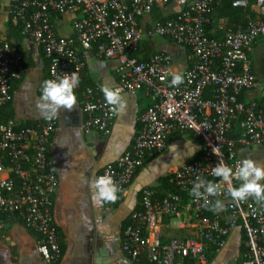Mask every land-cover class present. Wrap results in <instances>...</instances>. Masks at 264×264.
<instances>
[{"label": "built area", "instance_id": "1", "mask_svg": "<svg viewBox=\"0 0 264 264\" xmlns=\"http://www.w3.org/2000/svg\"><path fill=\"white\" fill-rule=\"evenodd\" d=\"M171 0H10L8 15L20 20L22 33L42 49L48 61V78L77 71L80 104L85 113L82 128L107 134L116 117L101 95L100 87L81 86L84 50L96 44L95 56L116 62L118 87L136 94L146 90L151 102L137 116L132 145L100 175L108 173L122 194L147 155L160 153L175 133L191 132L201 140V154L168 175L175 190L155 198L150 187L141 192L139 208L132 211L122 233L121 249L131 261L143 258L154 264H178L191 260L207 264L208 252L218 253L233 228L244 232L245 250L229 264H264V203L248 199L233 202L228 185L211 175L219 160L233 167L239 163L237 147H264V92L250 101L239 98L255 86L249 49L264 37V0H255L257 18L246 25L226 28L223 18L212 27L214 0H188L175 15L142 28L141 19ZM249 0H233L246 8ZM1 12V8H0ZM70 12L72 34L60 36L51 15ZM224 31L222 37L217 33ZM145 37L164 38L190 51L189 66L173 71L171 54L158 51L146 60L135 55ZM24 55L14 43L0 41V105L10 99L12 81L25 72ZM184 74V82L170 87L172 76ZM56 120L21 126L13 120L0 123V213H7L39 235L42 260L57 263L62 255L52 219L56 175L47 157ZM215 148L216 155L213 153ZM221 184V194L209 197L225 203L229 220L213 215L203 199L189 195L196 177ZM233 178L232 185L239 186ZM118 194V195H119ZM183 195L187 198L184 199ZM109 209V207H106ZM176 220L178 229L193 233L169 238L152 231L163 218ZM7 221L0 218V233Z\"/></svg>", "mask_w": 264, "mask_h": 264}, {"label": "crops", "instance_id": "2", "mask_svg": "<svg viewBox=\"0 0 264 264\" xmlns=\"http://www.w3.org/2000/svg\"><path fill=\"white\" fill-rule=\"evenodd\" d=\"M171 1L170 4L155 8L150 15L142 18L141 27H148L160 18L181 11L188 0ZM9 5L10 0H0V41H6L8 38ZM244 11V17H258L254 2L249 3ZM72 17V13L65 12L54 21L60 36L72 34ZM221 18L226 28L235 29L239 26L233 27V23L219 16L214 9L212 27H217ZM154 39L158 50L165 51L172 57H177L178 53L185 55L181 66L173 62V71H183L189 66L188 49L164 38ZM10 42L18 46L23 53L25 72L20 79L12 81L10 99L2 104L7 108H3L0 118L10 115L9 120L21 126L42 123L45 119L38 113L35 102L41 94V82L48 78L47 60L40 46L24 33L10 39ZM249 55L255 86L245 92L246 101L260 98L264 92V37L254 40ZM83 56L86 62L84 79L97 84L100 89L103 86L118 87L114 60L98 58L93 49L84 50ZM75 93L76 108L70 112L62 109L55 118L57 129L51 136L47 149V157L57 179L53 192L52 219L62 250L60 260L53 264H134L121 249V234L124 221L132 211L139 208L142 189L150 187L158 194L159 179L168 177L177 168L196 159L202 152L203 144L191 132L173 134L167 141V147L149 158L133 176L120 199L114 203L97 206L93 203V192L88 182L100 175L105 166L113 164L130 148L138 129L137 116L150 104L151 96L146 90L134 95L122 91L128 101V107L123 114H116L109 132L105 134L98 130L88 131L82 128L85 113L80 104L81 93ZM101 95L104 97L102 91ZM170 145H176L179 153L173 155ZM237 149L241 159L251 158L264 163V147L239 145ZM0 163L5 165L2 159ZM6 174V169L0 171V177ZM223 204L222 211H212V214L222 220H229L225 203ZM152 231L169 238L179 234L189 235L195 229H178L176 220L166 217ZM38 239L39 235L23 223L7 221L5 229L0 233V264H52L42 260ZM244 240L241 227L233 228L223 248L207 264H229L233 258H239L245 250ZM181 263L183 262L178 264Z\"/></svg>", "mask_w": 264, "mask_h": 264}, {"label": "clouds", "instance_id": "3", "mask_svg": "<svg viewBox=\"0 0 264 264\" xmlns=\"http://www.w3.org/2000/svg\"><path fill=\"white\" fill-rule=\"evenodd\" d=\"M53 76L54 79H44L41 82V94L35 102L40 116L49 121L57 118L62 109L70 112L76 108L75 89L78 87L80 79L77 71L56 75L55 69H53ZM183 82L184 74L176 73L172 76L170 87H178ZM101 91L113 113L123 114L126 111L128 101L119 87L103 86ZM170 147L173 150V155L179 153L176 145H170ZM213 153L216 155L215 148H213ZM211 175L228 185L227 192L233 202L254 199L258 203H264V163L251 158H243L234 170L233 167L219 160L211 168ZM233 178L240 182L239 186L232 185ZM88 183L93 192V203L97 206L116 202L119 199L118 194L122 191L113 176L108 173L95 176ZM221 191L220 183L197 176L189 195L197 200L203 199L205 206H208L212 211H222L224 204L220 199L217 198L215 201L209 199V197H218Z\"/></svg>", "mask_w": 264, "mask_h": 264}, {"label": "trees", "instance_id": "4", "mask_svg": "<svg viewBox=\"0 0 264 264\" xmlns=\"http://www.w3.org/2000/svg\"><path fill=\"white\" fill-rule=\"evenodd\" d=\"M233 0H214V9L217 11L219 16H222L226 19H228L230 21V23L232 24L233 27H236L237 25H246L248 19H250V17H244L245 15V9L246 8H242V7H235L232 5ZM255 2V0H249V3H253ZM175 15L172 14L170 16L164 17V18H160L158 21H163L166 18H169L171 16ZM8 38L6 39V41H10V39L12 38H17L18 35H20L22 33V29H23V25L21 23L20 20H17L16 22L12 20V16L8 15ZM60 18V15H55L52 14L51 15V19L52 21H55L56 19ZM224 35V31H220L217 33L218 37H222ZM94 51L96 49V44L93 45L92 48ZM161 51L157 49L156 46V42L155 39L152 37H145L142 40V43L140 45L139 51L137 53H135L136 56H138V58L140 60H146L148 59L152 54ZM189 51V50H188ZM165 52V51H164ZM190 52V51H189ZM47 60V59H46ZM48 63V61H47ZM95 84L87 81V79H81V86H94ZM80 93V91H78ZM245 92L240 95L239 98H244ZM3 108H7V106L5 105H0V113L3 110ZM10 119V115H5V118H0V123H4L7 122ZM26 126H30L27 125ZM154 154H150L147 155V157L145 158V161L143 163L142 166H140L134 173V175H136V173L139 171V169H141L144 164L147 162V160L149 158H151L152 156H154ZM0 159H2L1 154H0ZM6 164V163H5ZM175 190L174 187L171 185V183L168 181V178H161L159 179V186H158V194H155V198L161 199L163 198L167 192L169 191H173ZM158 197H157V196ZM121 194L119 195V199H120ZM184 199L187 198L186 195H183ZM130 217V216H129ZM129 217L126 219V221H124L123 226H122V233L123 230L125 229V227L128 225L129 223ZM0 218L8 221V222H21L19 219L13 217V216H9L7 213H0ZM122 236V234H121ZM60 245V244H59ZM244 250V249H243ZM216 252L215 251H211L208 252L207 254V261L210 262L214 256H215ZM134 264H154V263H150L147 260L143 259V258H139V259H135L134 261H132ZM181 264H194L193 261L191 260H185L183 263Z\"/></svg>", "mask_w": 264, "mask_h": 264}, {"label": "rangeland", "instance_id": "5", "mask_svg": "<svg viewBox=\"0 0 264 264\" xmlns=\"http://www.w3.org/2000/svg\"><path fill=\"white\" fill-rule=\"evenodd\" d=\"M172 10H174L173 7H172ZM180 50H182V48H180ZM184 58H185V55L183 53H178L177 57H175V56L173 57V62H175L178 66H181V63L183 62L182 60H184ZM173 222H175V221H173Z\"/></svg>", "mask_w": 264, "mask_h": 264}]
</instances>
